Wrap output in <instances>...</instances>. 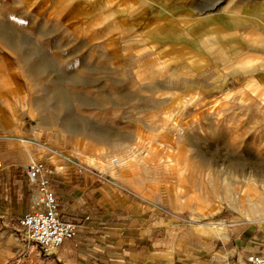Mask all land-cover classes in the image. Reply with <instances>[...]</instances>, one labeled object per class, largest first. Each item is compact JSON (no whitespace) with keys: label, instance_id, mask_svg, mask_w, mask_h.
<instances>
[{"label":"rangeland","instance_id":"374dc122","mask_svg":"<svg viewBox=\"0 0 264 264\" xmlns=\"http://www.w3.org/2000/svg\"><path fill=\"white\" fill-rule=\"evenodd\" d=\"M52 152L188 241L264 227V0H0V167Z\"/></svg>","mask_w":264,"mask_h":264},{"label":"crops","instance_id":"0c3cea01","mask_svg":"<svg viewBox=\"0 0 264 264\" xmlns=\"http://www.w3.org/2000/svg\"><path fill=\"white\" fill-rule=\"evenodd\" d=\"M48 155L44 171L57 211L77 223L78 232L49 253L28 240L18 219L39 208L43 195L25 164L4 162L0 264H246L247 253L264 252V227L227 223L221 232L210 230L209 238L188 241L173 213L140 203L99 171L58 160L63 153Z\"/></svg>","mask_w":264,"mask_h":264},{"label":"built area","instance_id":"2783aa9c","mask_svg":"<svg viewBox=\"0 0 264 264\" xmlns=\"http://www.w3.org/2000/svg\"><path fill=\"white\" fill-rule=\"evenodd\" d=\"M26 175L33 180L42 192L39 208L27 210L18 219L19 226L28 240L34 242L42 251L49 253L64 239L73 238L79 225L64 219L57 211V199L49 186V178L42 161L35 160L23 165ZM246 264H264V252L247 253Z\"/></svg>","mask_w":264,"mask_h":264},{"label":"bare ground","instance_id":"6f19581e","mask_svg":"<svg viewBox=\"0 0 264 264\" xmlns=\"http://www.w3.org/2000/svg\"><path fill=\"white\" fill-rule=\"evenodd\" d=\"M114 161H116V159H114ZM114 161H112V164H116ZM90 163H93V158L89 159ZM118 162V161H117ZM262 220H264V218H262Z\"/></svg>","mask_w":264,"mask_h":264}]
</instances>
